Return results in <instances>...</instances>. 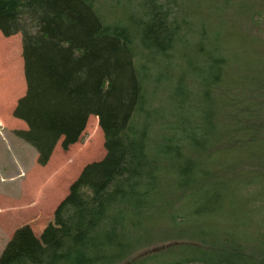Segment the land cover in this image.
<instances>
[{
  "label": "trees",
  "instance_id": "1",
  "mask_svg": "<svg viewBox=\"0 0 264 264\" xmlns=\"http://www.w3.org/2000/svg\"><path fill=\"white\" fill-rule=\"evenodd\" d=\"M263 13L244 0H0V30L23 35L27 90L13 115L27 128L15 134L46 165L57 143L78 142L95 115L106 149L85 165L39 236L30 226L16 231L0 264H120L156 232L243 237L248 198L264 199V169L236 167L232 178L224 171L237 149L213 150L259 127L253 96L252 103L219 90L243 64L240 49L225 44L227 27L244 15L256 25ZM243 145L250 148L241 147L244 157L264 168V141ZM160 254L135 264H256L245 254L190 246Z\"/></svg>",
  "mask_w": 264,
  "mask_h": 264
},
{
  "label": "rangeland",
  "instance_id": "2",
  "mask_svg": "<svg viewBox=\"0 0 264 264\" xmlns=\"http://www.w3.org/2000/svg\"><path fill=\"white\" fill-rule=\"evenodd\" d=\"M244 1L248 4H255L259 11L264 10V5H258L257 0ZM228 13L226 11L223 16L232 21V18L227 16ZM256 18L259 19L256 20V25L253 24L251 15H244L235 19L236 28L227 27V30L231 31V36L226 37L225 44L236 47L235 51L238 54L240 49L239 64L240 62L243 64L238 65L234 75L232 74L233 76L227 79L226 85L219 91L222 94L225 92L232 95L238 94L239 97L243 94L249 101L253 100L251 97L253 96L259 104L258 109L251 111L255 118L253 122H259V127L250 128L253 132L245 130L237 133L238 140L234 142L235 145L227 144L225 137L224 144L213 150L214 154L219 152L217 154L227 155L229 152L227 147H230V150L232 147L237 149L235 151L237 161L233 163L234 158L230 155L228 162H232L229 163L228 168L224 167L226 169L224 174L232 178L238 174L231 172L230 169L233 170L236 167H239L237 171L244 167L247 172H255L257 169L263 171L264 169L261 162L258 161L259 158L244 157L245 148L246 150H250V148L249 145H243L248 141L249 143L256 140L264 141V114L259 109L264 108V13ZM244 33L248 34L246 38L242 35ZM248 37L252 39L245 48ZM254 39L256 42L253 41ZM248 61L250 62L247 63ZM248 77L251 78V81H248ZM26 90L23 35L21 32L5 35L0 30V258L17 229L30 226L34 234L39 236L44 227L53 221L57 205L69 193L70 185L79 177L85 165L99 161L106 155L105 136L99 124V118L90 115L79 141L64 149L61 139L48 163L40 165L37 161L36 149L15 134L16 130L27 128L23 120L13 115L18 100L26 93ZM232 97L229 96L231 99L228 100L229 104L230 101L235 102ZM221 106L224 107L223 103ZM252 107L254 106L252 105ZM235 111L233 109L230 113H235ZM237 113H240L239 109ZM252 137L255 139L251 140ZM242 146L245 148H241ZM254 187L256 185L252 184L246 192L254 191L256 189ZM255 194L254 197L248 198L253 201L249 207L251 217H245V221L242 222L244 225L240 226L243 237L233 238V236L226 242H222V237L218 241L213 238L207 239L208 237L196 240L186 237L167 239L169 238L167 234H157L156 232L153 241L133 252L127 260L120 264H135V262H140L139 260L142 261L148 255L157 252L162 253L160 254L162 256L175 254L179 248L184 246H190L195 250H205V252L224 250L226 253L245 254L255 260L256 264H263L260 261L257 262V259H264V248H261L264 245L262 243V238H264V199L259 194ZM208 225L211 224L208 223ZM217 225L220 226V224ZM226 227H231V225H222L221 230Z\"/></svg>",
  "mask_w": 264,
  "mask_h": 264
},
{
  "label": "crops",
  "instance_id": "3",
  "mask_svg": "<svg viewBox=\"0 0 264 264\" xmlns=\"http://www.w3.org/2000/svg\"><path fill=\"white\" fill-rule=\"evenodd\" d=\"M17 230H18V229H17ZM17 230H16V231H17ZM16 231H15V232H16ZM15 232H14V233H15ZM13 235H14V234H13ZM12 238H13V236H12ZM12 238H11V239H12ZM11 239H10V240H11Z\"/></svg>",
  "mask_w": 264,
  "mask_h": 264
}]
</instances>
